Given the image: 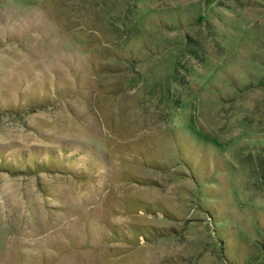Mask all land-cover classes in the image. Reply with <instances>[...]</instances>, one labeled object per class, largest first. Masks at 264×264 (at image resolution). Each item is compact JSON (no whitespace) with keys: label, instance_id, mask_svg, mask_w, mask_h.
<instances>
[{"label":"rangeland","instance_id":"rangeland-1","mask_svg":"<svg viewBox=\"0 0 264 264\" xmlns=\"http://www.w3.org/2000/svg\"><path fill=\"white\" fill-rule=\"evenodd\" d=\"M0 264H264V0H0Z\"/></svg>","mask_w":264,"mask_h":264}]
</instances>
